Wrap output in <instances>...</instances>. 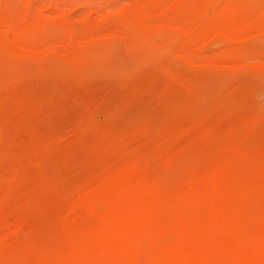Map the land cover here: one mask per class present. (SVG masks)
<instances>
[{"label": "rangeland", "instance_id": "rangeland-1", "mask_svg": "<svg viewBox=\"0 0 264 264\" xmlns=\"http://www.w3.org/2000/svg\"><path fill=\"white\" fill-rule=\"evenodd\" d=\"M68 260L264 264V0H0V264Z\"/></svg>", "mask_w": 264, "mask_h": 264}, {"label": "bare ground", "instance_id": "bare-ground-1", "mask_svg": "<svg viewBox=\"0 0 264 264\" xmlns=\"http://www.w3.org/2000/svg\"><path fill=\"white\" fill-rule=\"evenodd\" d=\"M137 210H138V209H137ZM128 212H130V210H129ZM120 216H121V215H120ZM105 222L107 223V221H105ZM107 224H109V223H107ZM109 225H110V224H109ZM113 228H115V227H113ZM92 231H93V230H92ZM92 231H91V232H92ZM153 232H154V231H153ZM93 233H94V232H93ZM121 233H122V234H123V233L125 234V232H121ZM121 233H119V234L121 235ZM94 234H95V233H94ZM135 234H138V233L135 232ZM92 235H93V234H92ZM82 236H83V235H82ZM98 236H99V235H98ZM98 236L95 235V237H98ZM122 236H123V235H122ZM136 236H137V240L140 239V238H138V235H136ZM95 237H94V238H95ZM99 237H100V236H99ZM123 237L125 238V236H123ZM78 238H79V237H78ZM120 238H121V237H120ZM127 239L133 240L132 242L136 241L135 239H133V237H132V238H128V237H127ZM94 241H95V239H94ZM189 241H190V240H189ZM92 242H93V241H91V243H92ZM119 242H120V240H119ZM127 242H128V241H127ZM127 242L124 241V243H122V242H121V243H122V244H125V243H127ZM137 242H138V241H136V243H137ZM91 243H90L89 245H91ZM108 243H109V244H106V245H110V247L112 248V246H113L112 243H111V242H108ZM110 243H111V244H110ZM136 243L134 242L133 244H136ZM113 244H114V243H113ZM80 245H81V243H80ZM89 245L87 244V245H84V246H85V247H86V246L88 247ZM106 245H105V248H106ZM111 245H112V246H111ZM67 246H68V245H67ZM84 246H83V247H84ZM134 246H135V245H134ZM115 247L118 248L117 245H116ZM128 247H129V246H128ZM66 248H67V247H66ZM101 248H102V247H101ZM68 249H69V248H68ZM86 249H87V248H86ZM113 249L116 251L115 248H113ZM127 249H128V248H127ZM45 250H46V249H45ZM83 250H85V249H83ZM87 250H88V249H87ZM108 250H109V249H108ZM124 250H126V249L124 248ZM129 250H130V249H129ZM79 251H80V250H79ZM85 251H86V250H85ZM85 251H84V252H85ZM88 251H89V250H88ZM102 251H103V250H102ZM106 251H107V250H106ZM106 251H105V252H106ZM195 251H196V250H195ZM67 252H69V250H67ZM67 252H66V253H67ZM84 252H83V253H84ZM89 252H90V251H89ZM108 252H109V251H108ZM112 252H113V251H112ZM187 252H188V251H187ZM60 253L62 254V252H60ZM86 253H87V252H86ZM86 253H85V254H86ZM116 253H117V252H116ZM116 253H112L109 257L112 258V255H113V254L116 255ZM127 253H128V255H129L130 252H127ZM160 253H161V252H160ZM169 253H170V252H169ZM64 254H65V253H64ZM67 254H68V253H67ZM100 254H101V253H100ZM100 254H98V255L100 256ZM107 254L109 255V253H107ZM170 254H171V253H170ZM42 255H43V254H42ZM47 255H48V254H47ZM92 255H93V254H92ZM173 255H174V254H172V257H173ZM194 255H195V253H192V257H191V255H190V257L193 259V258H194ZM60 256H61V255H60ZM84 256H85V255H84ZM88 256H89V255H88ZM88 256L86 255L85 257L87 258ZM94 256H95V254H94ZM129 256H130V255H129ZM167 256H169V255H167ZM46 257H47V256H46ZM76 257L79 258V255L76 256ZM104 257H105V254H104L103 258H104ZM120 257H121V258H120ZM120 257H119V259L122 260V258H124L125 256L122 254V256H120ZM155 257H156V256L154 255V258H155ZM44 258H45V257H44ZM99 258H100V257H99ZM99 258H97V260H98ZM127 258H128V257H127ZM129 258H130V257H129ZM79 259H80V258H79ZM79 259H78V260H79ZM88 259H89V258H88ZM160 259H161V258H159V260H160ZM194 259H195V258H194ZM56 260H59V259H56ZM78 260H77V261H78ZM89 260H90V259H89ZM89 260H88V261H89ZM95 260H96V259H95ZM95 260H94V261H95ZM155 260H157V258H155ZM159 260L156 261V262H159ZM59 261H60V260H59ZM64 261H66V260H64ZM71 261H72V260H70V262H69V260H68L69 263H68V262H67V263H68V264H73L74 262L72 261L73 263H71ZM74 261H75V260H74ZM80 261L82 262V258L80 259ZM80 261H78V262H76V263L78 264V263H80ZM94 261L92 262V264H94ZM160 261H162V262L165 263V258H164V260L162 259V260H160ZM189 261H190V260H189ZM196 261H197V259H196ZM198 261H199V260H198ZM54 262H55V261H54ZM62 262H63V261H62ZM95 262H96V261H95ZM177 262H178V261H177ZM56 263H57V262H56ZM63 263H64V262H63ZM63 263H61V264H63ZM67 263H66V264H67ZM76 263H75V264H76ZM90 263H91V262H90ZM90 263L88 262L87 264H90ZM168 263H169V260H168ZM173 263H175V262L173 261ZM173 263H172V264H173ZM57 264H59V263H57ZM80 264H84V263H80ZM175 264H177V263H175ZM179 264H180V263H179ZM183 264H184V262H183Z\"/></svg>", "mask_w": 264, "mask_h": 264}]
</instances>
